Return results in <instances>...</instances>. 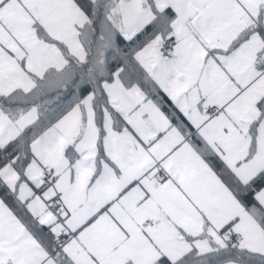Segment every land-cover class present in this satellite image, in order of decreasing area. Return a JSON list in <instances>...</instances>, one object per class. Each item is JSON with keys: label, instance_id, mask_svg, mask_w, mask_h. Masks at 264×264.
Returning <instances> with one entry per match:
<instances>
[{"label": "snow or ice", "instance_id": "obj_1", "mask_svg": "<svg viewBox=\"0 0 264 264\" xmlns=\"http://www.w3.org/2000/svg\"><path fill=\"white\" fill-rule=\"evenodd\" d=\"M0 264H264V0H0Z\"/></svg>", "mask_w": 264, "mask_h": 264}]
</instances>
